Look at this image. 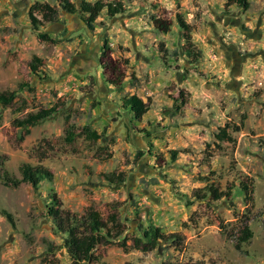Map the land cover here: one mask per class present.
Returning <instances> with one entry per match:
<instances>
[{"label": "rangeland", "instance_id": "374dc122", "mask_svg": "<svg viewBox=\"0 0 264 264\" xmlns=\"http://www.w3.org/2000/svg\"><path fill=\"white\" fill-rule=\"evenodd\" d=\"M122 1L124 14L104 12L90 30L58 0H0V92L22 83L32 88L18 93L15 106L0 107V155L14 177H22L23 165L54 175L37 189L0 184V264H73L48 217L53 195L65 210L82 215L92 207L105 220L111 204L121 205L129 250L99 247L89 264H264V0H250L247 11L226 7V0ZM38 2L59 16L35 31L28 14ZM178 16L191 26L190 44ZM153 17L172 22L171 31H158ZM106 44L105 61L120 73L102 67ZM190 48L194 54L186 56ZM34 57L42 60L37 74L30 69ZM127 95L149 106L141 121L123 108ZM22 100L28 108L15 113ZM58 103L65 109L30 133L13 125ZM227 125L235 143L215 138ZM91 131L105 136L94 143L86 138ZM111 173H124L126 181L107 183ZM249 181L253 208L242 191ZM207 185L232 188V196L196 200L195 191ZM242 219L253 237L239 251ZM150 225L181 235L183 247L134 250L139 227Z\"/></svg>", "mask_w": 264, "mask_h": 264}, {"label": "trees", "instance_id": "16d2710c", "mask_svg": "<svg viewBox=\"0 0 264 264\" xmlns=\"http://www.w3.org/2000/svg\"><path fill=\"white\" fill-rule=\"evenodd\" d=\"M59 8L61 11L68 15L77 16L80 15L82 21L90 30H94L97 26L96 21L105 12L108 17L115 18L118 15L125 13V6L122 0H114L111 2L96 1L90 3L82 1L80 5H77L70 0H58ZM226 7H237L243 11H247L250 8V0H226ZM40 15L42 19H39L37 15ZM30 23L35 31L39 30L44 24H55L58 21L59 10L48 3H36L29 11ZM178 25L184 31L186 36V42L191 43V26L185 22V20L178 16ZM153 25L163 34H168L172 29V22L164 20L163 18L153 17ZM44 41L56 42L49 37H44ZM109 46L106 44L102 52V67L104 70H112L114 73H120L118 65L113 66L110 60L105 61L107 58V52ZM194 52L188 49L185 53L186 56H191ZM104 60V61H103ZM42 67V60L38 57H34L30 69L34 74L38 73L39 68ZM120 79V78H119ZM112 80V85L117 90L121 89L120 80ZM24 90H32L31 85L28 83H22L19 85L16 91L12 92H0V107L11 108L16 105L18 93ZM65 103L53 105L50 108L39 107L36 111L27 113L22 118H17L13 121V125L16 128L30 133V129L40 125L41 123L48 121L55 117L61 110L65 109ZM28 108L27 102L22 100L20 105L15 109V113H21ZM123 108L131 111L136 120L141 121L143 117L149 112L150 108L145 104L137 95H127L123 98ZM68 120V119H67ZM74 126L68 127L69 141L73 142L74 133L72 132ZM240 129H236L239 131ZM150 135V133H147ZM105 136V131L99 134L96 131L87 133V140L94 143L98 142ZM215 138L219 142L235 143V138L232 136L230 126H224L218 130ZM210 145H207L209 148ZM142 153L138 154V158ZM208 159L212 158L211 153L206 151ZM177 157L176 152H172V158L175 160ZM45 157L41 158V160ZM8 157L0 155V184L5 187L19 188L24 183L31 184L35 189L39 187L42 182H52L54 179L53 173L42 166L32 167L30 165H23L20 169L21 178L14 177L9 174L5 168L8 162ZM104 179L111 185L123 184L126 181L124 173L116 174L111 173L105 175ZM252 182H245L242 184V191L245 194V201L249 208H253V189ZM233 189L223 192L216 185H207L203 189L195 191L194 198L196 200H205L208 196H211L214 201H220L224 198H231ZM119 203L111 204L112 212L105 220L102 214L90 207L82 214H76L69 210L63 209V204L59 201L57 195L51 197V206L48 208V217L51 218L53 228L56 233L64 237L63 247L67 252L69 258L73 264H89L93 261V256L99 247L110 246L118 244L124 251L129 250L127 245L128 239L125 237L126 227L124 225L122 215L119 211ZM4 215L13 223V218L10 213L3 211ZM243 229L238 234L236 243V249L241 250L243 243L249 241L253 237L246 219L241 221ZM160 243H172L176 248L183 247V239L179 234L166 235L162 228L156 225H150L148 228L143 226L139 227V236L133 239V249L141 251L143 253H149L155 251Z\"/></svg>", "mask_w": 264, "mask_h": 264}]
</instances>
